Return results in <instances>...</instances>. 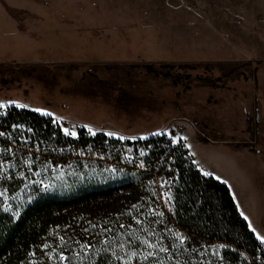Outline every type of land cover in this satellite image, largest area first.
Returning <instances> with one entry per match:
<instances>
[{
	"label": "rangeland",
	"instance_id": "1",
	"mask_svg": "<svg viewBox=\"0 0 264 264\" xmlns=\"http://www.w3.org/2000/svg\"><path fill=\"white\" fill-rule=\"evenodd\" d=\"M161 65L183 81L146 68ZM0 105L51 117L72 138L182 142L264 237V0H0ZM26 151L0 147V179L26 173L17 193L0 186L8 212L75 176L73 162Z\"/></svg>",
	"mask_w": 264,
	"mask_h": 264
},
{
	"label": "trees",
	"instance_id": "2",
	"mask_svg": "<svg viewBox=\"0 0 264 264\" xmlns=\"http://www.w3.org/2000/svg\"><path fill=\"white\" fill-rule=\"evenodd\" d=\"M0 133L7 156L24 148L51 165L73 162L75 172L52 191L34 187L17 213L0 199V264H264L228 186L203 174L182 142L85 129L72 138L51 117L15 106L0 107ZM18 172L1 175L8 194L25 185Z\"/></svg>",
	"mask_w": 264,
	"mask_h": 264
},
{
	"label": "flooded vegetation",
	"instance_id": "3",
	"mask_svg": "<svg viewBox=\"0 0 264 264\" xmlns=\"http://www.w3.org/2000/svg\"><path fill=\"white\" fill-rule=\"evenodd\" d=\"M147 70L149 72H153L155 74L156 77H160L163 76L165 78H173L175 79L174 83L178 86L179 83H181L183 81V78L181 75H175V77L173 76V71L176 70V68L174 67H168L165 65H161L158 68H155L154 66H147L146 67ZM190 77H187L186 79L188 80ZM227 77H220L218 79H216V81L219 82H223Z\"/></svg>",
	"mask_w": 264,
	"mask_h": 264
},
{
	"label": "snow or ice",
	"instance_id": "4",
	"mask_svg": "<svg viewBox=\"0 0 264 264\" xmlns=\"http://www.w3.org/2000/svg\"><path fill=\"white\" fill-rule=\"evenodd\" d=\"M0 107H2V105H0ZM38 111H39V110H38ZM64 131H65V133H66L67 135H73V136L76 135L75 132H71V133H70L67 129H65ZM89 131H91V129H89ZM0 135H2V133H0ZM109 135H113V134L110 133ZM121 139H123V137H121ZM141 154L143 155V153H141ZM204 174H205V175H210V173H207V172H205ZM257 238L260 239L261 243H264V237H261V236L257 235Z\"/></svg>",
	"mask_w": 264,
	"mask_h": 264
}]
</instances>
